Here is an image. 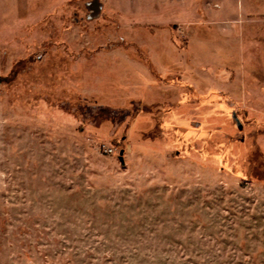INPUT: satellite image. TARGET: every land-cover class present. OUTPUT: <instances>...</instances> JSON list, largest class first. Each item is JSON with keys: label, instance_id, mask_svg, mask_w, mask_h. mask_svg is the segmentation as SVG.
<instances>
[{"label": "rangeland", "instance_id": "1", "mask_svg": "<svg viewBox=\"0 0 264 264\" xmlns=\"http://www.w3.org/2000/svg\"><path fill=\"white\" fill-rule=\"evenodd\" d=\"M0 264H264V0H0Z\"/></svg>", "mask_w": 264, "mask_h": 264}, {"label": "water", "instance_id": "2", "mask_svg": "<svg viewBox=\"0 0 264 264\" xmlns=\"http://www.w3.org/2000/svg\"><path fill=\"white\" fill-rule=\"evenodd\" d=\"M120 155H122V152L120 153ZM119 160H120L121 164H123V159L121 156L119 157Z\"/></svg>", "mask_w": 264, "mask_h": 264}, {"label": "built area", "instance_id": "3", "mask_svg": "<svg viewBox=\"0 0 264 264\" xmlns=\"http://www.w3.org/2000/svg\"><path fill=\"white\" fill-rule=\"evenodd\" d=\"M109 152H111V151H109Z\"/></svg>", "mask_w": 264, "mask_h": 264}]
</instances>
